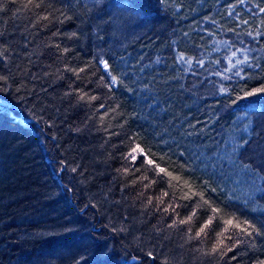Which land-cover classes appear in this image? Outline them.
Here are the masks:
<instances>
[{
	"label": "trees",
	"instance_id": "16d2710c",
	"mask_svg": "<svg viewBox=\"0 0 264 264\" xmlns=\"http://www.w3.org/2000/svg\"><path fill=\"white\" fill-rule=\"evenodd\" d=\"M260 8L0 0V264L264 262V93L247 95L264 86ZM134 143L259 231L220 236L218 218L196 238L211 212L180 224L200 197L126 158Z\"/></svg>",
	"mask_w": 264,
	"mask_h": 264
},
{
	"label": "snow or ice",
	"instance_id": "6c2138e0",
	"mask_svg": "<svg viewBox=\"0 0 264 264\" xmlns=\"http://www.w3.org/2000/svg\"><path fill=\"white\" fill-rule=\"evenodd\" d=\"M29 2H31V0H29ZM240 2H243V0H240ZM260 11L264 12V8H260ZM244 23H247V21H244ZM257 34H259V33H257ZM249 35H251V33H249ZM2 54L3 53H0V55H2ZM179 58L183 59V55L181 54ZM246 60H247V58H245V61H238V63H245ZM101 63H102L103 68L105 70L109 69L110 66L106 60L102 61ZM81 71H83V69H81ZM236 74L239 75V72H237ZM0 79H2V77H0ZM116 79H117L116 77L112 78L113 83L116 82ZM258 93H264V86L254 88L251 92H248L247 95L251 96V95L258 94ZM83 98L84 97L81 96V99H83ZM90 99L94 100V99H96V97H91ZM247 143H248V141L245 140V144H247ZM134 153L144 156V159L141 161V166L144 167L145 172L151 171L154 173L156 178H158V179L162 178L164 180V182L167 184V187L169 189L183 190V194L179 197V199L191 200L195 196L200 197V201L197 202V204L193 206V210L191 211V214L189 216H187L185 219L179 220L180 224L190 223L192 221L193 217L196 216V209H198L202 205L207 206V209H208V211L211 212V215L207 217L205 222L202 224V226L197 231L196 238H198L201 234H206V229H208L212 225L213 221L218 219V218L223 220V223L225 225L223 231L219 233L220 236H223L225 232H228L230 226H234L235 228L240 229L241 232H244L249 236L252 234L249 231V228H251L255 231H259V229H256L255 225H252L249 221H243V224H241V222L236 221L235 217L225 219L223 216H220L219 214L221 212V209L218 207H213L210 201L205 200L203 192L195 191L192 188L190 181H188V180L182 181L181 176L174 175L173 172L168 171V169H166L164 167H161L154 159L148 157V154L144 151L143 148L140 147L139 144L134 143V146L131 148V151L127 154L126 158H131L132 160H136L137 156L134 155ZM245 167H247V165ZM139 170L140 169H137V171H139ZM127 171H128V169H125V172H127ZM141 179L147 180V179H149V177L147 175H144L141 177ZM133 183H135V181ZM151 183L155 184L156 179H153L151 181ZM148 186L149 185H145V187H148ZM211 190L216 191V189H211ZM168 195H169L168 191H162V195L160 197H157V199H159L160 203H163L164 197H167ZM173 196L175 197V192H173ZM149 203H151V200H149ZM176 207H179V205H176ZM169 209H171L173 212H175V207H173L172 204H169L168 208H166L165 211L167 212ZM175 225H176V221H174L173 225H171V226H175ZM219 243H222V241H220ZM230 250L231 249H229V251ZM216 251H217V248L212 249L213 253ZM148 255L152 256V253H148ZM164 264H167V261H165ZM261 264H264V262H261Z\"/></svg>",
	"mask_w": 264,
	"mask_h": 264
}]
</instances>
